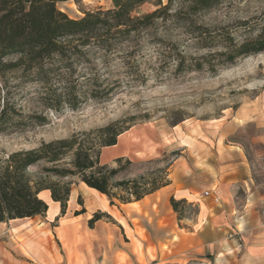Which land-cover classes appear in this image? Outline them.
Masks as SVG:
<instances>
[{"label":"trees","instance_id":"1","mask_svg":"<svg viewBox=\"0 0 264 264\" xmlns=\"http://www.w3.org/2000/svg\"><path fill=\"white\" fill-rule=\"evenodd\" d=\"M61 1L68 0H0V134L48 122L42 112H27L24 100L38 99L44 109L59 112L65 104L77 108L88 99L108 100L126 86L144 83L149 76L137 54L147 44L176 61L179 71L217 72L264 53V11L226 24L207 19L243 0H112V7L84 11L77 18L58 7ZM146 4L154 8L142 12ZM179 38L188 40L186 46ZM190 49L204 53L189 55ZM30 86L33 94L26 91ZM129 129L115 121L35 148L0 153V223L45 216L50 206L43 191L65 214L72 192L67 177L77 176L118 207L170 185L169 166L132 176L131 158L102 161L103 150ZM68 154L72 160L66 165ZM170 201L178 219H184L191 203L175 196ZM104 217L111 219L95 212L90 227Z\"/></svg>","mask_w":264,"mask_h":264},{"label":"rangeland","instance_id":"2","mask_svg":"<svg viewBox=\"0 0 264 264\" xmlns=\"http://www.w3.org/2000/svg\"><path fill=\"white\" fill-rule=\"evenodd\" d=\"M58 7L77 18L84 11L112 7V0H68L59 2ZM153 8L146 4L141 10ZM263 11L264 0H243L210 13L207 19L226 24ZM179 40L183 46L188 43L186 38ZM201 53L204 51L188 50L189 55ZM137 56L149 76L147 81L126 86L108 100L88 99L77 108L65 104L59 112L44 109L38 99L24 100L27 112H42L48 122L1 133L0 153L35 148L43 141L69 138L121 121L130 129L118 147L103 150V162L113 163L117 155H123L135 162L132 176L169 166L171 179L178 170L186 183L202 178L196 197L203 199L205 191L211 190L220 198L217 203H223L232 232L248 245L263 242L264 53L241 58L217 72L207 68L179 71L176 61L150 44ZM26 91L35 92L32 86ZM71 160L72 154H68L63 163L69 165ZM64 180L72 182L78 208L84 206L83 196L94 199L77 176ZM42 196L50 202L47 215L0 223V264H44L46 258L64 256L57 234H52L61 219L60 207L47 193ZM187 202L191 206L184 210L186 217L181 222L186 227L199 211L198 203Z\"/></svg>","mask_w":264,"mask_h":264},{"label":"crops","instance_id":"3","mask_svg":"<svg viewBox=\"0 0 264 264\" xmlns=\"http://www.w3.org/2000/svg\"><path fill=\"white\" fill-rule=\"evenodd\" d=\"M119 140L108 148L118 147ZM182 173L175 171L170 185L121 207L111 206L106 195L83 183L86 194L94 199L89 198L90 203L83 196L80 209L72 188L69 207L62 214L60 204L52 200L49 191H43V199L42 194L47 193L60 207L61 219L52 234H57L64 252L61 259L46 258L44 264H264V241L245 244L225 220L222 202H215L212 196L196 197L202 178L186 183ZM241 175H247V169ZM172 196L198 203V214L189 226L178 219ZM83 208L86 212L75 215ZM98 211L108 213L111 219L104 217L90 227L89 220Z\"/></svg>","mask_w":264,"mask_h":264},{"label":"built area","instance_id":"4","mask_svg":"<svg viewBox=\"0 0 264 264\" xmlns=\"http://www.w3.org/2000/svg\"><path fill=\"white\" fill-rule=\"evenodd\" d=\"M205 196H212L215 202H219L220 198L214 194L212 191H205Z\"/></svg>","mask_w":264,"mask_h":264},{"label":"bare ground","instance_id":"5","mask_svg":"<svg viewBox=\"0 0 264 264\" xmlns=\"http://www.w3.org/2000/svg\"><path fill=\"white\" fill-rule=\"evenodd\" d=\"M84 186V185H83ZM85 186L87 187V185L85 184ZM98 194V193H97Z\"/></svg>","mask_w":264,"mask_h":264}]
</instances>
